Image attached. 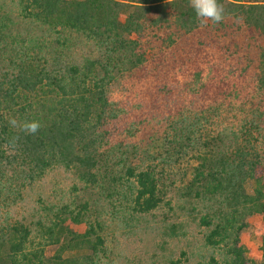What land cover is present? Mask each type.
<instances>
[{"label":"trees","instance_id":"1","mask_svg":"<svg viewBox=\"0 0 264 264\" xmlns=\"http://www.w3.org/2000/svg\"><path fill=\"white\" fill-rule=\"evenodd\" d=\"M221 3L225 18L213 24L196 16L190 0H18L26 19L82 33L104 55L49 68L29 60L26 47L16 52L13 65L0 69V145L16 151L31 177L59 164L97 184L101 167L111 165L108 177L131 189L139 213L163 202L158 167H176L194 155L184 194L206 206L200 218L209 228L206 243L224 246L227 264H264L247 256L241 238L248 216L264 215V0ZM10 21L0 2L3 41ZM7 50L0 48V55ZM123 72L154 83L147 89L150 116L132 119L112 97L110 87ZM12 118L18 124L38 119L42 127L25 135ZM151 119L155 128L146 124ZM159 129L167 154L157 149L161 139L151 137ZM250 179L253 193L246 189ZM68 213L43 226L47 244L63 242L55 263L98 264L103 238L92 239V224L85 232L72 229L68 220L82 218ZM31 242L25 224L3 228L0 264H48L45 247L30 248ZM262 242L264 251V236ZM76 249L93 253L62 257Z\"/></svg>","mask_w":264,"mask_h":264},{"label":"rangeland","instance_id":"2","mask_svg":"<svg viewBox=\"0 0 264 264\" xmlns=\"http://www.w3.org/2000/svg\"><path fill=\"white\" fill-rule=\"evenodd\" d=\"M0 2L11 15L10 36L4 41L0 38V48L6 45L8 48L0 55V69L13 65L11 58H16V52L25 47L29 60L49 68L80 64L86 58H103L104 49L97 41L82 33L71 30L61 33L26 19L18 0ZM130 10H125L123 17ZM152 86L154 83L146 78H132L123 72L112 83L110 92L114 100L126 105L130 118L134 119L136 114L145 118L150 116L147 89ZM146 124L154 127L156 122L151 119ZM160 130L151 137L161 139L160 143L156 142L157 149L167 154L169 147L163 145L166 142ZM15 155L16 151L0 145V233L9 224H25L31 229L29 247L44 246L48 264H56L54 256L63 242L47 244L48 235L44 234L43 226L59 222L56 215L70 217L68 212L71 211L74 215L79 212L82 218L80 223L68 220L72 229L85 232L92 224L96 229L92 239L96 240L98 235L103 238L104 244L95 255L98 264H227L226 248L206 243L209 228L202 225L200 219L207 210L205 204L184 194L197 163L194 155L183 159L179 166L158 167L164 199L158 208L148 213L136 212L131 189L110 180L108 174L114 172L111 165L106 170L102 166L99 182L90 184L80 178L75 168L59 164L42 176L31 177L30 167ZM254 188L255 181L248 180L247 191L253 193ZM66 207L68 210L64 211ZM248 222L249 226L241 232L247 256L253 262L264 263V215H249ZM92 253L91 249L66 250L62 257Z\"/></svg>","mask_w":264,"mask_h":264},{"label":"clouds","instance_id":"3","mask_svg":"<svg viewBox=\"0 0 264 264\" xmlns=\"http://www.w3.org/2000/svg\"><path fill=\"white\" fill-rule=\"evenodd\" d=\"M190 6L196 16L205 22L210 20L213 24H219L225 18V8L221 0H190ZM9 123L12 127L18 126L25 135H35L42 127L38 119L26 120L18 124V121L12 118Z\"/></svg>","mask_w":264,"mask_h":264}]
</instances>
